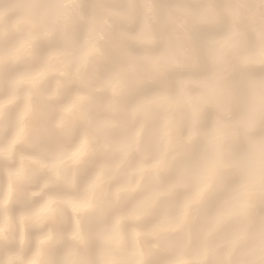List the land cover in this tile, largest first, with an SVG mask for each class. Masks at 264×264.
<instances>
[{"label":"bare ground","instance_id":"obj_1","mask_svg":"<svg viewBox=\"0 0 264 264\" xmlns=\"http://www.w3.org/2000/svg\"><path fill=\"white\" fill-rule=\"evenodd\" d=\"M0 264H264V0H0Z\"/></svg>","mask_w":264,"mask_h":264}]
</instances>
